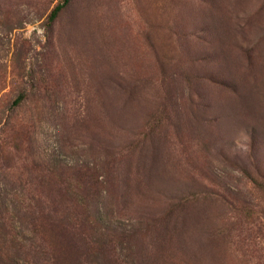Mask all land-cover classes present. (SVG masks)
Returning <instances> with one entry per match:
<instances>
[{"label":"rangeland","instance_id":"374dc122","mask_svg":"<svg viewBox=\"0 0 264 264\" xmlns=\"http://www.w3.org/2000/svg\"><path fill=\"white\" fill-rule=\"evenodd\" d=\"M61 1L0 0L3 263L264 264V0Z\"/></svg>","mask_w":264,"mask_h":264},{"label":"trees","instance_id":"16d2710c","mask_svg":"<svg viewBox=\"0 0 264 264\" xmlns=\"http://www.w3.org/2000/svg\"><path fill=\"white\" fill-rule=\"evenodd\" d=\"M70 0H62L61 3H58L50 12L49 16H48V21L49 23H52L53 21H55L59 14L63 11V9L69 4ZM21 98L19 97L14 104H18L20 102ZM1 252V251H0ZM7 253H0V264H4L2 261L3 257H6Z\"/></svg>","mask_w":264,"mask_h":264}]
</instances>
